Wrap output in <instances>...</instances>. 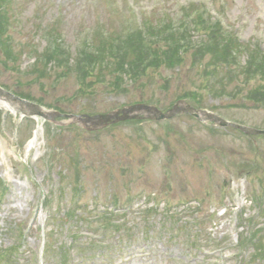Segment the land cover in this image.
I'll return each mask as SVG.
<instances>
[{
  "label": "rangeland",
  "instance_id": "1",
  "mask_svg": "<svg viewBox=\"0 0 264 264\" xmlns=\"http://www.w3.org/2000/svg\"><path fill=\"white\" fill-rule=\"evenodd\" d=\"M7 2L9 20L0 27V88L11 95L28 94L32 102L58 106L68 114L96 115L143 102L164 112L179 100L194 106L179 99L191 92L223 119L264 130V107L245 99L260 80L233 83L222 70L207 83L185 52L179 71L162 70L144 89L141 83L130 85L127 94L112 95L105 87L82 88L84 94L75 78L56 79L53 73L36 80L28 75L32 64L37 63L33 70L47 68L38 56L52 40L62 38L68 47L83 51L88 28L107 25L109 32L126 35L152 18H165L200 42L198 18L204 22L212 16L243 42L264 46V0ZM188 7L194 12L185 21L183 9ZM3 44L8 54L20 58L15 69L2 53ZM220 81L228 93L243 94L237 99L218 96ZM2 106L0 264H264V138L204 125L189 116L120 124L95 134L80 125V131L77 126L66 131L75 125L60 120L51 135V124L40 121L42 132L32 146L37 119ZM153 209L157 215H147L153 217L147 225L153 235L142 236L136 217ZM83 212L88 222L103 214L99 219L109 235L99 224L88 231L81 223L77 230L76 219ZM65 215L67 224L62 223ZM117 228H126L131 241L117 234ZM93 239L89 246L86 242Z\"/></svg>",
  "mask_w": 264,
  "mask_h": 264
},
{
  "label": "trees",
  "instance_id": "2",
  "mask_svg": "<svg viewBox=\"0 0 264 264\" xmlns=\"http://www.w3.org/2000/svg\"><path fill=\"white\" fill-rule=\"evenodd\" d=\"M8 9L7 0H0V27L8 23ZM193 12L192 7L183 9L184 20L190 19ZM198 21L201 28L200 42L194 39L191 32L187 30L180 32L173 27L171 21L165 18L146 19L135 31L126 35L121 30L109 32L107 25L101 27L100 30L88 28L83 51H79L75 45L68 47L62 38L52 40L47 44V50L38 56L40 63L47 62V68L41 71L33 70L34 67H37V63L32 64V70L28 71V75L35 77L36 80L51 77L50 74L53 73L56 79L69 80L75 78L81 93H84L82 88H94L96 91L99 87H105L107 92L112 95L127 94L126 89L130 85L141 83L143 85L141 89H144L154 79L153 74L161 73L162 70L173 73L179 71L178 69L185 61L183 56V52H185L188 53V57L190 56L191 67L197 69L199 73L202 72L201 74L207 83L215 77L217 71L220 73L222 70L227 72L228 78L233 83L249 84L253 80H260V86L250 88L245 92V99L247 102L264 107V46L255 40L243 42L235 33L223 29L219 21L213 20L212 16L204 22L199 17ZM3 47L2 53L6 61L11 62L13 69H15L20 58L14 53L13 55L8 54L5 51V44ZM205 60H207L206 64L204 63ZM220 83L223 85H220L219 93L221 95L217 93L215 95L237 99L243 94L242 91L230 94L223 82L220 81ZM206 88L214 95L210 84ZM93 94L92 90L90 95ZM19 96L30 100L28 94ZM179 99H189L196 104L194 106L197 109H207L203 106L200 94L188 92L180 96ZM38 104L62 113H68L58 106H45L42 102ZM86 112L93 113L88 109ZM141 123L134 121L129 124ZM52 129V127L48 128L50 135L53 133ZM2 191L3 184L0 181L1 195ZM75 206L77 207V205ZM86 210L87 208L84 211ZM147 211L149 212L140 211L136 217L142 236L153 235L147 228L149 220L153 217L150 218L147 215H157V211L154 209ZM70 213L71 211L68 210L69 222L73 220L70 219ZM83 216L84 212L81 218L76 219L77 230L81 223L87 226L88 231L89 227L99 224L100 229L109 235V227L99 219L104 216L103 214H98L97 220L94 222H88V218ZM66 219L67 216L65 215L63 224H67L64 222ZM69 231L73 233L71 228ZM117 232V234L122 235L124 240L131 241L126 228H117ZM74 238L76 239V237Z\"/></svg>",
  "mask_w": 264,
  "mask_h": 264
},
{
  "label": "water",
  "instance_id": "3",
  "mask_svg": "<svg viewBox=\"0 0 264 264\" xmlns=\"http://www.w3.org/2000/svg\"><path fill=\"white\" fill-rule=\"evenodd\" d=\"M0 96L7 97V98H10L16 101H20L22 106H25V108L28 110V112L22 110V112L26 115L38 116L47 121H51L55 117H58V115L56 114L45 113L39 106L33 105L26 101L18 100V98L12 97L10 94L3 92L1 89H0ZM180 114H188L201 122H207V121L213 122L214 124L222 128L232 127L235 129H239L244 134L249 135V136H254V135L264 136L263 131H256V130H252L247 127L232 124V123L224 121L220 117L210 112L195 110L194 108L190 106H187V105L180 106V104L174 106V108L168 111L167 113H163L159 111L157 108L151 107V106L134 105V106H130L128 108H124L116 112L110 113L108 115H98L94 117H89V116H66V117L68 119H72L74 121H77L78 123L83 124L88 130H97L100 128L108 127L111 124H116V123H120L124 121L136 120V119L165 121V120L172 119L176 115H180ZM88 125H90L91 127H89Z\"/></svg>",
  "mask_w": 264,
  "mask_h": 264
},
{
  "label": "bare ground",
  "instance_id": "4",
  "mask_svg": "<svg viewBox=\"0 0 264 264\" xmlns=\"http://www.w3.org/2000/svg\"><path fill=\"white\" fill-rule=\"evenodd\" d=\"M9 108V107H8ZM38 123H39V126L37 127V129H36V131H35V133H34V137H33V139H32V142H31V144H32V146H34L36 143H37V141H38V136H39V134L42 132V127H41V122L38 120Z\"/></svg>",
  "mask_w": 264,
  "mask_h": 264
}]
</instances>
